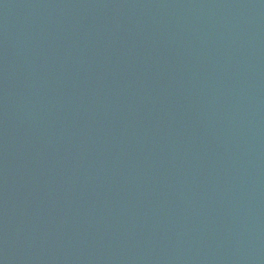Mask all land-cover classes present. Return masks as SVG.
Returning a JSON list of instances; mask_svg holds the SVG:
<instances>
[{
  "label": "water",
  "instance_id": "95a60500",
  "mask_svg": "<svg viewBox=\"0 0 264 264\" xmlns=\"http://www.w3.org/2000/svg\"><path fill=\"white\" fill-rule=\"evenodd\" d=\"M0 264H264V0H0Z\"/></svg>",
  "mask_w": 264,
  "mask_h": 264
}]
</instances>
